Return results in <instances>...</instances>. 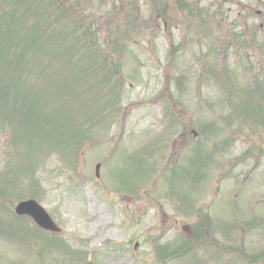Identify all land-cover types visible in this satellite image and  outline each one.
<instances>
[{
	"label": "rangeland",
	"instance_id": "rangeland-1",
	"mask_svg": "<svg viewBox=\"0 0 264 264\" xmlns=\"http://www.w3.org/2000/svg\"><path fill=\"white\" fill-rule=\"evenodd\" d=\"M69 1L78 2L88 18L93 14L106 23L104 32L90 35L96 36L94 51L84 24L53 11L47 0H0V196H7L0 217H7L9 227L0 232V264H53L56 256L57 264H164L153 249L174 244L179 251V244L188 242H182V227L204 224L197 210L213 205L222 224H212L220 227L211 229L212 238L203 231L201 245L194 239L196 256L208 259L211 244L233 240L245 253L253 236L250 229L243 234L247 225L226 238L223 231L232 229L233 218L238 227L239 211L248 224L264 216V128H257L259 135L247 129L262 127L264 113L232 112L228 54L221 58L215 50L209 64L202 51H166L158 36L162 30L142 25L151 18L147 0L130 6L125 0H67L66 8ZM115 49L122 50L120 57ZM107 59L119 61L116 81L103 66ZM1 116L9 117V124L2 125ZM41 118L48 121L44 134L37 127ZM184 126L189 127L185 139L180 138ZM181 141L190 144L184 149ZM249 142L255 154L238 161L243 152L253 154ZM131 187L135 193H125ZM30 198L51 213L61 235L37 233L30 220L10 218L16 204ZM190 206L196 212L187 220L179 208ZM3 207L9 217H3ZM54 237L60 252L45 250ZM255 242L264 251V230L254 235L252 247ZM64 246L86 252L88 259L66 256Z\"/></svg>",
	"mask_w": 264,
	"mask_h": 264
},
{
	"label": "flooded vegetation",
	"instance_id": "flooded-vegetation-1",
	"mask_svg": "<svg viewBox=\"0 0 264 264\" xmlns=\"http://www.w3.org/2000/svg\"><path fill=\"white\" fill-rule=\"evenodd\" d=\"M142 2V0L140 1ZM149 25L161 31L166 50L190 51L200 46L225 51L229 56L232 85L251 78L264 81V0H147ZM204 19V21H203ZM148 24L143 21L142 25ZM257 70V72H256ZM238 71L241 72L239 76ZM245 87L243 88V90ZM264 224V221H263ZM216 247L210 264H262L255 256L219 253Z\"/></svg>",
	"mask_w": 264,
	"mask_h": 264
},
{
	"label": "water",
	"instance_id": "water-1",
	"mask_svg": "<svg viewBox=\"0 0 264 264\" xmlns=\"http://www.w3.org/2000/svg\"><path fill=\"white\" fill-rule=\"evenodd\" d=\"M17 213L20 215L28 214L32 216L44 229L53 231L58 230L48 214L35 201L20 204L17 208Z\"/></svg>",
	"mask_w": 264,
	"mask_h": 264
},
{
	"label": "trees",
	"instance_id": "trees-1",
	"mask_svg": "<svg viewBox=\"0 0 264 264\" xmlns=\"http://www.w3.org/2000/svg\"><path fill=\"white\" fill-rule=\"evenodd\" d=\"M24 111V110H23ZM45 121L48 123V121L46 120V119H44V118H41V120H40V123L42 124V126H41V131H42V133L44 134V128H43V124L45 123ZM44 136V135H43ZM31 140H32V138H31Z\"/></svg>",
	"mask_w": 264,
	"mask_h": 264
}]
</instances>
